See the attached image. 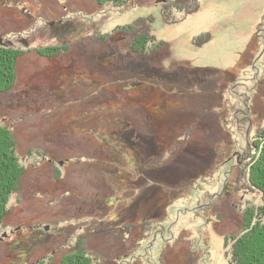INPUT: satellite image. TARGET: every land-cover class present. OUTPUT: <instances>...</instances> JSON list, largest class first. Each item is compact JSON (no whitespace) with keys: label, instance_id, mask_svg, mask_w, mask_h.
<instances>
[{"label":"rangeland","instance_id":"obj_1","mask_svg":"<svg viewBox=\"0 0 264 264\" xmlns=\"http://www.w3.org/2000/svg\"><path fill=\"white\" fill-rule=\"evenodd\" d=\"M179 1L132 0L119 11L86 0H0V47L23 53L0 93V125L13 132L23 168L0 228V264H63L78 241L90 264H230L244 210L264 206L246 175L264 128V0H197L185 18L171 9ZM149 17L168 54L156 55L160 80L133 81L120 70L138 73L145 59L124 39H92ZM200 35L210 41L194 47ZM47 48L66 52L37 53ZM166 87L176 96L189 87L184 107L202 131L189 138L173 129L186 117ZM133 117L135 134L126 128ZM149 200L154 224L142 238L132 226L146 223Z\"/></svg>","mask_w":264,"mask_h":264},{"label":"trees","instance_id":"obj_2","mask_svg":"<svg viewBox=\"0 0 264 264\" xmlns=\"http://www.w3.org/2000/svg\"><path fill=\"white\" fill-rule=\"evenodd\" d=\"M92 3L97 4L99 7L107 8L111 7L113 9L123 11L128 7V5L131 3L132 0H86ZM187 5H185V3ZM171 9L178 11L182 14H184V18L195 14L199 10V4L197 0H189V1H179L174 2L171 5ZM171 10L166 14V17L170 16ZM163 16V15H162ZM165 15L163 18H166ZM153 34V19L152 18H140L134 22H132L129 25L118 27L115 30H113L110 34H107L105 36L98 35L94 36L92 39L94 43L99 44L101 46H108L113 43L115 39H124L126 50L129 52V54H133L135 56H138L141 59H145L144 63L139 66L138 73L136 72L138 69L134 70L132 68L130 71L133 73H129L130 75H127L129 72V66L122 67L120 72H124L126 74V77L133 76V81H148L154 79L155 81L160 80L161 72L160 69L157 70V67L160 68V65H157L161 62V59L166 58L168 52H165L167 50L168 44L163 41H157L155 36ZM210 41L209 35H200L196 37L192 44L194 47L200 48L207 44ZM64 48H47L43 51H37V53L45 58H53L57 56V54H65ZM163 53L159 61H157L156 55L159 53ZM23 53L19 51H13L12 48H1L0 47V93H7L11 86L13 85V81L15 79L14 76V68L15 63L20 56H22ZM159 57V56H158ZM148 59H151V65L148 63ZM122 60V59H121ZM119 64V63H118ZM126 64V63H124ZM160 66V67H159ZM123 74V73H122ZM173 74V73H172ZM175 75V74H173ZM149 76V78H148ZM135 79V80H134ZM168 89H171L170 93L174 96L173 100L179 101L181 105L180 110L177 112L179 115H185L186 118L182 117H175L173 120L172 125H174L175 128L178 130H189L190 136L192 137L193 131L196 132L198 129H202V126L204 125L203 122H201V118H198L194 115H191L190 109L184 107L186 104V100L189 99V87H185L183 90L178 88V96L174 94V87H166ZM205 87H199L198 89H204ZM207 88V87H206ZM210 88L206 89V92ZM181 90V91H180ZM205 90V89H204ZM181 99V100H179ZM220 99V98H219ZM217 105V107H219ZM191 116V117H189ZM192 117H195L197 120H194ZM204 118V117H203ZM178 119V120H176ZM135 117L133 119L127 120L129 123L126 128H130L131 131H126L127 133L131 132V134L136 133V129L138 125L135 123ZM186 121V122H185ZM189 121V122H188ZM196 125H195V123ZM171 127V126H170ZM181 128V129H180ZM142 130V129H141ZM202 131V130H201ZM209 134V131H207ZM199 137H201L203 134L198 133ZM213 135V134H212ZM211 136V140L215 141L216 143H220V136ZM208 135L206 134V137ZM160 137V136H159ZM204 137V135L202 136ZM201 137V138H202ZM188 138V139H189ZM201 138L198 140L196 138H193V144L196 145L194 148H201L206 149V151H211V149L214 148V146L211 144V142H202ZM256 143L255 147L258 150L256 158L252 157L251 162L247 167V178L248 183L252 187V189L258 191L260 194L264 195V128H261L257 131L256 135ZM158 140V137L156 138ZM154 139V141L156 140ZM220 139V140H219ZM156 140V141H157ZM152 139L153 147L151 149L152 157H156L159 154L157 152H153V148L155 149L161 148L160 145L155 144V142ZM201 141V142H200ZM196 143V144H195ZM130 144V143H129ZM188 144V143H187ZM190 147V146H189ZM137 147L133 145V143L130 145V150L136 152L137 158L142 161L141 152H139ZM172 150V149H170ZM161 151V150H160ZM159 151V152H160ZM175 150L173 149V153ZM212 152V151H211ZM192 153V152H191ZM195 153V152H194ZM199 154V153H197ZM207 156V154L205 153ZM199 158L202 159V161L206 158L204 156L197 155ZM142 163V162H141ZM169 165V164H168ZM142 165H139L141 167ZM167 168V165L164 166ZM205 167L201 165L194 166V169L199 170V172H202V170ZM160 171H162L160 168H158ZM168 169V168H167ZM170 170V169H169ZM168 170V171H169ZM168 173V172H167ZM23 174V168L20 164V159L17 156L16 153V140L14 137L13 132L7 128L5 125H0V228L4 225V220L7 217L10 209L8 207L9 201L13 195H15L19 191L20 182ZM158 180V179H154ZM155 182V181H154ZM160 193H157L159 195ZM150 195V194H149ZM147 198V196H146ZM165 205L160 206V210H165ZM152 207V200H149L148 202H144L141 205V208L143 210H149V214L147 216V221L144 224H139L140 226L133 225L132 230L133 232L137 227H139L142 231V238L145 236V231H150L152 225L154 224L152 222V211L154 209H151ZM142 214H145V211L142 212ZM146 214V215H147ZM244 216V223L242 230L240 233H242L238 238L231 237V261L230 264H264V206L259 207V209H245L243 212ZM149 230H146V229ZM140 231V232H141ZM132 231H130L131 233ZM129 233V235H131ZM144 233V234H143ZM135 242V241H134ZM133 243V242H132ZM81 242L78 241L76 244V252L71 253L70 256L64 259L63 264H90V255L92 253H89V251L82 249L80 246ZM79 248V249H78ZM81 248V249H80ZM38 264H43V262H39Z\"/></svg>","mask_w":264,"mask_h":264},{"label":"flooded vegetation","instance_id":"obj_3","mask_svg":"<svg viewBox=\"0 0 264 264\" xmlns=\"http://www.w3.org/2000/svg\"><path fill=\"white\" fill-rule=\"evenodd\" d=\"M168 0H163V2H167ZM11 44V43H10ZM7 46V44H5Z\"/></svg>","mask_w":264,"mask_h":264},{"label":"water","instance_id":"obj_4","mask_svg":"<svg viewBox=\"0 0 264 264\" xmlns=\"http://www.w3.org/2000/svg\"><path fill=\"white\" fill-rule=\"evenodd\" d=\"M158 2H163V0H158ZM1 40V39H0ZM1 44V43H0ZM6 46V45H5Z\"/></svg>","mask_w":264,"mask_h":264}]
</instances>
